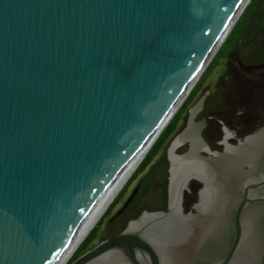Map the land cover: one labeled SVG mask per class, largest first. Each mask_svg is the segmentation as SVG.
Here are the masks:
<instances>
[{
    "label": "water",
    "instance_id": "obj_1",
    "mask_svg": "<svg viewBox=\"0 0 264 264\" xmlns=\"http://www.w3.org/2000/svg\"><path fill=\"white\" fill-rule=\"evenodd\" d=\"M247 2L0 0V264L62 263ZM209 94L171 141L187 149L167 150V209L143 211L71 264H264V126L213 150L197 119ZM192 182L201 189L186 212Z\"/></svg>",
    "mask_w": 264,
    "mask_h": 264
},
{
    "label": "flooded vegetation",
    "instance_id": "obj_2",
    "mask_svg": "<svg viewBox=\"0 0 264 264\" xmlns=\"http://www.w3.org/2000/svg\"><path fill=\"white\" fill-rule=\"evenodd\" d=\"M237 26L232 30L231 35L235 33ZM216 82L215 90L207 89L210 94L204 110L197 119L206 120L207 126L203 134L212 149L222 150L224 141L236 144L264 126V0L260 1L251 23L242 32L235 48L229 52L216 77ZM223 87L225 89H222ZM222 98L227 104L225 109L222 108ZM197 100L198 97L192 101L191 106ZM213 122L216 123L215 127H212ZM166 178L169 184L168 170ZM143 180L144 178L139 182V189ZM200 189V183L190 184L184 199L186 212L194 211ZM121 223V229L114 233L113 231ZM125 225V221L117 217L109 222L103 235L106 237H110V233L115 235L122 231Z\"/></svg>",
    "mask_w": 264,
    "mask_h": 264
},
{
    "label": "rangeland",
    "instance_id": "obj_3",
    "mask_svg": "<svg viewBox=\"0 0 264 264\" xmlns=\"http://www.w3.org/2000/svg\"><path fill=\"white\" fill-rule=\"evenodd\" d=\"M260 1L261 0H250L249 1L250 3L249 2L247 3V5H246V7H245V9L243 11V13L240 15L239 19L237 20V22L235 23V25L232 28V30H233L235 28V26H237V24L239 23V25L236 27L235 33H233L231 35V33H232V30H231V32L228 34V36L226 37V39L222 43L221 47L218 49L217 53L214 55V57L212 58V60L210 61V63L207 65L205 71L203 72V74L201 75V77L199 78V80L197 81V83L195 84V86L193 87V89L191 90L189 96L185 99L184 103L193 94H194L193 95V100H194L196 97H198V99H199L200 96L205 91H207V89H210L211 88V89L215 90V88L217 86L216 77H217L219 71L223 67L224 62L227 60V57L229 55V52L231 50H233L235 48V46L237 45L238 39L241 36L242 32L251 23L252 19L254 18V15H255V13H256V11L258 9V6H259ZM246 9H247V11L245 12ZM228 38H229V40H228ZM221 48H222V50H221ZM220 50H221V52H220ZM219 52H220V54L218 55ZM224 87L222 89H225ZM222 101H223L222 108L225 109L226 106H227V104L224 103V99L223 98H222ZM183 104H182V106H183ZM187 115H188L187 112L186 113L185 112L182 113L181 116H180V120L181 119L183 120V117H184V123H185V121L187 119ZM184 123H183V125H184ZM215 124L216 123L213 122L212 123V127H215ZM183 125H181V127L177 130V132L174 134V136L180 131V129L182 128ZM166 127H165V129H166ZM162 133L157 137V139L155 140V142L153 143V145L156 144V142L158 141V139H160V136L162 135ZM174 136L170 140L165 141V143H164L165 145H164V148L163 149H168L169 148V146L171 144V141L174 138ZM153 145L151 146V148L153 147ZM151 148L148 150L147 154L149 153V151L151 150ZM163 149H160V151L158 153L156 152V154L152 157V159L150 161L151 163L148 164L146 167H143L141 169V171L130 181V183L128 184V186L124 190V192L119 197L120 192L125 188V186L129 182V180L132 178V176L134 175V173L136 172V170L138 169V167L140 166V164L144 161V159H145V157H146L147 154L143 157V160H141V162L138 164V166L136 167V169L133 172L132 176L128 179V181L125 183V185L119 191L118 195L115 197V199H117L119 197L118 200L116 201V203L108 211L109 207L115 201V199H114L113 202L108 206V208L106 209V211L103 213V215L100 217V219L98 220V222L96 223V225L90 231V233L93 232L94 228L97 227L96 230H95V232L93 233V238L88 243V247H90V249L93 247V245H97L98 243H100V239L103 236V234L105 232V229L107 228V224H108V222H110V219L120 210V208L124 205V203L127 201V199L131 196V194L133 193V191L135 190V188L137 187V185L139 184V182L148 174V172L150 170V167H151V164L155 163L158 160L159 156L163 153ZM186 149H187L186 146L185 147H182L181 149L178 150V153L179 154L180 153H183ZM164 180H165V171L162 170V169H159V171L157 172V174H156V176L154 178V182H153V185H152L151 189L141 199L140 209H141L142 212L143 211H150V210H147L148 207L150 205H152V204H154V203H156L157 201L160 200L159 199V196L161 195V191L164 188ZM107 211H108V213L105 216V214H106ZM103 217H104V220L99 224V222L102 220ZM122 223L119 224L116 227V229L113 231L114 233L118 232L121 229ZM89 234L85 237V239L89 236ZM85 239H84V241H85ZM84 241H82V243ZM82 243H81V245H82ZM77 249L75 250V252L77 251Z\"/></svg>",
    "mask_w": 264,
    "mask_h": 264
},
{
    "label": "trees",
    "instance_id": "obj_4",
    "mask_svg": "<svg viewBox=\"0 0 264 264\" xmlns=\"http://www.w3.org/2000/svg\"><path fill=\"white\" fill-rule=\"evenodd\" d=\"M246 11H247V9L245 10V12ZM193 95L183 104V106L180 108V110L174 116V118L172 119V121L166 127V129L164 130V132L160 136V139H158V141L156 142V144L153 145V147L151 148V150L149 151V153L146 155L144 161L140 164V166L138 167V169L136 170V172L134 173V175L132 176V178L129 180V182L127 183V185L125 186V188L120 192L119 197L124 192V190L126 189V187L128 186V184L130 183V181L141 171V169L143 167H146L148 164L151 163L150 161H151L152 157L156 154V152L158 153L160 151V149H163L164 148L165 141L170 140L174 136V134L177 132V130L181 127V125H183L182 124L183 123V120L182 119L180 120V116H181L182 113H184V112L186 113L187 110L191 107V104H192V101H193ZM167 150L168 149H163V153L159 156L158 160L155 163L151 164L150 170H149L148 174L144 177L143 184H142L141 188L139 189L136 197L134 198V200L132 201V203L128 206V208L118 217L122 221H125V224L126 225L131 220L137 218L142 213V211L140 209L141 199L151 189V187L153 185V182H154V178H155L157 172L159 171V169H162V170L165 171L164 188L162 189L161 195L159 196V199L160 200L157 201L156 203L150 205L147 210L157 211V210L167 209L166 208L167 207V203H168V181H167V178H166L167 177V170H168ZM118 198L115 199V201L113 202V204L109 207L108 211L116 203V201L118 200ZM108 211L106 212L105 216L107 215ZM104 217L99 222V224L104 220ZM108 224H109V222H108ZM126 225H125V227H126ZM96 228H94L93 232H91L89 234V236L85 239V241L82 243V245L73 254V256L67 262V264H71L80 255H82L83 253H85L87 250L90 249V247H88V243L93 238V233L95 232ZM112 235H113V233H110L109 236L111 237ZM107 238H109V237H106V236L103 235L101 237L100 241L105 240ZM94 246L95 245H93V247Z\"/></svg>",
    "mask_w": 264,
    "mask_h": 264
},
{
    "label": "bare ground",
    "instance_id": "obj_5",
    "mask_svg": "<svg viewBox=\"0 0 264 264\" xmlns=\"http://www.w3.org/2000/svg\"><path fill=\"white\" fill-rule=\"evenodd\" d=\"M249 1L250 0H248V2ZM151 146L147 149V151L142 156H140V158H138V160H136V162L134 164L130 165V167H128V168L125 169V171L123 172V174L121 175V177L119 178V180L117 181V183L115 184V186L113 187V189L107 194V196L105 197V199L103 200V202L101 203V205L99 206V208L87 220V222L85 223V225L81 229L80 233L78 234L77 238L71 244V247L69 248L68 252L66 253V256H65V258H64V260L62 261L61 264H66V262L74 254L75 250L81 245L82 241H84L85 237L90 233V231L96 225V223L98 222V220L100 219V217L103 215V213L106 211V209L108 208V206L113 202V200L115 199V197L118 195L119 191L122 189V187L128 181V179L132 176V174L135 171L136 167L141 162V160H143V157L147 154V152L151 148ZM177 151H178L177 144L174 142L170 146L171 155L174 156V154H176ZM174 186L175 185L172 183V189L173 190L175 189Z\"/></svg>",
    "mask_w": 264,
    "mask_h": 264
}]
</instances>
